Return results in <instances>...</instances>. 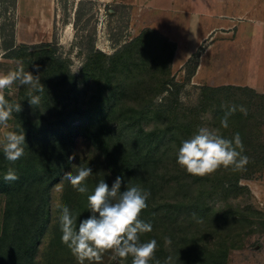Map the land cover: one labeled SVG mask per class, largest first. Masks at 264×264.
Here are the masks:
<instances>
[{
    "label": "trees",
    "instance_id": "obj_1",
    "mask_svg": "<svg viewBox=\"0 0 264 264\" xmlns=\"http://www.w3.org/2000/svg\"><path fill=\"white\" fill-rule=\"evenodd\" d=\"M21 46L13 41L7 47L10 49L7 56L22 59L27 70L39 76L44 91L36 93L41 96L42 107L31 106L34 115L25 109L13 112L8 121L10 131L25 134V154L10 165L0 151L3 196L0 264H66L74 259L70 250L63 248L60 230L51 231L47 240L44 233L50 220L48 204L56 184L62 183L66 197L82 196L79 192L74 194L75 189L63 179L65 172L73 173L76 167V142L81 136L93 140L103 150L104 164L97 178L85 181L89 194L101 180L111 187L117 176L123 178L122 191L127 184L150 191L148 206L140 216L153 229L141 235V242L157 241L150 264L157 259L161 264H228L229 250L241 245L243 233L239 226L249 222V218L242 208H220L201 200V186L215 192L219 183L238 185L240 177L262 167L263 157L251 154L247 150L251 142L241 138V155L248 157L242 170L221 167L211 175L199 177L180 168L177 153L184 140L181 132H190V122L179 120L178 116L168 121L172 110L166 106L164 110L154 104L150 107V103L132 104V100L148 102L151 99L146 95L153 98L169 90L175 44L159 31L147 28L112 55L92 49L79 75L71 74L50 49L36 45L35 50L28 51L26 45ZM42 49L48 56H39ZM147 74L150 81L146 83ZM82 82L95 83L90 95L79 96L87 88ZM139 86L144 88L145 95H141ZM204 87L214 91L224 89ZM20 93L25 107L30 105L27 89L21 87ZM3 94L6 100L14 102L7 92ZM153 110L156 114L149 117ZM144 120H154L155 124H143ZM115 123L121 130H117ZM128 134V140L124 141ZM10 166L19 179L6 182L3 175ZM220 224H226L227 228H219ZM165 236L171 240L168 247L164 246ZM125 261L131 264V257ZM108 262L118 264L111 258Z\"/></svg>",
    "mask_w": 264,
    "mask_h": 264
},
{
    "label": "rangeland",
    "instance_id": "obj_2",
    "mask_svg": "<svg viewBox=\"0 0 264 264\" xmlns=\"http://www.w3.org/2000/svg\"><path fill=\"white\" fill-rule=\"evenodd\" d=\"M59 1L60 9L53 41L25 45L28 51L35 50L36 45L43 46V49H50L54 57L66 64L71 74H80L92 49L112 55L117 49L122 48L147 29L143 27L141 16L131 8L106 7L90 0H81L80 2L77 0ZM14 7L15 0H0V74L15 72L21 68L28 71L22 59L14 58L11 55L7 56V52L10 50L7 47L13 41L15 43L17 14ZM19 47L23 46L20 45ZM43 49L39 52V56H48ZM198 53L193 56V62L186 65L185 72L182 68H174L172 63V72L169 77L172 82L168 91L158 93L153 98L152 95H146V98L151 99L148 102L142 99V102L132 100V104L140 106L150 103V107L154 104L155 107H163V109L166 106L172 110L169 114L171 119L168 117V121L176 116L179 117V120L189 121L190 132L187 130L181 132V137L184 136V140L196 134L200 127H207L210 130L218 131L221 136L229 137L239 133L242 139L251 142L247 150L251 154H259L263 157L262 167L251 175L240 177L238 185L233 187L229 186V182L219 183L220 185L214 192L201 186V198H203L201 200L205 199L210 202L211 206L220 208H242L244 214L249 218V222H244V225L239 226L240 232L243 233L239 239L241 245L229 250L228 264H264V95L256 93L250 88L224 87L222 90L214 91L194 84L191 80V74L195 69ZM149 76L150 74L144 76L146 83L150 81ZM81 84L87 88L83 89L79 96L90 95L95 89H92L95 83L87 85L86 82H82ZM20 88L21 86L13 85L11 93L14 99L13 103H20L23 111L26 109L34 115L35 111L31 105L25 107ZM156 89L158 88L156 87ZM143 90L144 88L140 87L141 95H145ZM7 101L12 103V101ZM232 105L237 106V111L229 117V126L225 129L221 126L220 120L225 111ZM239 106H244L247 109V115L239 111ZM44 111L49 114L46 110ZM36 113L38 114L37 111ZM155 114L156 112L153 110L149 117ZM143 124L153 126L155 121L144 120ZM114 126L117 130H121L118 123H115ZM9 131L10 125L7 127L0 126V139H3ZM128 136L129 134L124 136V141L128 140ZM102 154L103 150L97 143L81 136L76 142V167L73 173L76 174L81 167H90L92 174L88 178L91 180L94 177L97 178L101 170L100 167L104 164L101 163L102 160L104 161ZM111 175L114 178L112 173ZM59 190L60 186H58V190L55 186L52 189L53 196H56ZM195 190L197 192L196 188ZM74 193L77 191L74 190ZM2 208L3 196L1 194L0 224ZM256 211L259 213L257 214ZM223 226L220 224L219 228H227L226 224ZM228 230L230 231V228ZM64 246L63 248L69 251ZM108 254L109 252L103 253L99 261H85V264H105L111 258V252L110 256H107ZM71 256L73 255L71 254ZM54 264L60 263L54 262ZM66 264H78V261L74 258Z\"/></svg>",
    "mask_w": 264,
    "mask_h": 264
},
{
    "label": "crops",
    "instance_id": "obj_3",
    "mask_svg": "<svg viewBox=\"0 0 264 264\" xmlns=\"http://www.w3.org/2000/svg\"><path fill=\"white\" fill-rule=\"evenodd\" d=\"M90 1L106 7L131 8L140 15L144 28L159 31L175 44L172 63L176 69L185 72L186 65L199 52L191 74L194 84L250 88L264 95V0ZM59 2L15 0V45L53 41ZM55 186L60 190L49 200L46 240L51 231L59 230L60 207L69 208L76 226L91 215L87 209L89 193L66 197L62 184Z\"/></svg>",
    "mask_w": 264,
    "mask_h": 264
},
{
    "label": "clouds",
    "instance_id": "obj_4",
    "mask_svg": "<svg viewBox=\"0 0 264 264\" xmlns=\"http://www.w3.org/2000/svg\"><path fill=\"white\" fill-rule=\"evenodd\" d=\"M16 84L27 89L26 96L31 106L39 107L44 86L39 76L19 69L15 72L0 74V126L7 127L13 112L22 110L20 103H9L5 99L6 92L12 93ZM237 111L232 105L225 111L220 124L228 128L229 117ZM239 111L247 115V109L239 106ZM25 134L14 131L7 132L0 139V151L10 165H14L24 154ZM239 149L240 151H237ZM243 143L239 133L233 139L222 137L218 131L200 127L198 132L181 142L177 153V163L188 174L204 177L215 173L221 167H232L233 171L242 170L248 163V157L241 155ZM71 159V157L69 158ZM92 174L90 167H81L76 174L65 172L63 179L68 181L73 189L81 194L88 193L86 179ZM19 177L13 167H9L3 175V180L13 182ZM123 178L117 176L111 187L101 180L91 194L87 195V209L91 215L75 225V217L67 206L60 207L58 217L61 242L70 250L78 264L85 261H99L101 255L111 252V258L124 264L131 257V264H150L155 257L157 241L151 239L141 242V235L151 232L152 224L140 218L142 210L147 208L146 201L150 191L139 186L126 185L122 191ZM164 246L171 244L165 236ZM171 259L170 257L168 258ZM155 264H161L157 259ZM167 264V262H165Z\"/></svg>",
    "mask_w": 264,
    "mask_h": 264
}]
</instances>
